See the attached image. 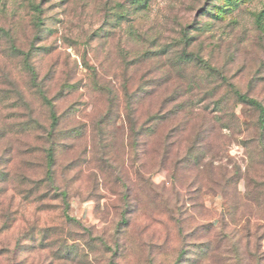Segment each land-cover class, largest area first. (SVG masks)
Returning <instances> with one entry per match:
<instances>
[{"label": "rangeland", "instance_id": "obj_1", "mask_svg": "<svg viewBox=\"0 0 264 264\" xmlns=\"http://www.w3.org/2000/svg\"><path fill=\"white\" fill-rule=\"evenodd\" d=\"M232 86L264 106V0H0V171L22 159L0 192H38L21 176L44 178L53 146L40 209L77 220L42 264H264V116ZM129 108L168 156L134 192L107 171L138 156Z\"/></svg>", "mask_w": 264, "mask_h": 264}, {"label": "trees", "instance_id": "obj_2", "mask_svg": "<svg viewBox=\"0 0 264 264\" xmlns=\"http://www.w3.org/2000/svg\"><path fill=\"white\" fill-rule=\"evenodd\" d=\"M188 46V44H187ZM185 49L184 51L178 54L177 59L178 62L186 60V62H190L192 60V55L188 53ZM197 60L198 62H202L201 58H195L193 61ZM209 68V67H208ZM210 69V68H209ZM211 71V70H210ZM231 92L239 99L241 103H246L257 110L261 111V115L264 116V106L261 102L251 99L248 96L242 94L235 86H232ZM45 103L49 106L50 110V119H51V131L56 128L58 125L59 119L54 110V105L52 101L44 96ZM130 109V117L128 116L129 122V137L130 144L128 145L129 150H134L136 153L138 152V156L136 154L133 160H129L128 163L122 165L120 169V174H118L117 167L113 164H107V171L111 175H115L117 181H122V186L126 189V192L135 191L137 181L142 178L141 176V168L144 167L143 158H147L151 152H153V157L159 159L161 163H165L167 161V153L162 152L159 149H154L151 141L152 135L156 133V127L152 130L151 126L145 127L141 126L139 129L136 124L137 122L132 118V113L134 114V110ZM154 118L151 119L153 121ZM263 121V120H261ZM264 122V121H263ZM45 134L50 135L51 131L45 130ZM147 136L150 137L149 141H144L143 138ZM102 141V139H101ZM126 147V146H125ZM43 152V156L45 158L46 172L44 174V178H38V175L35 174L31 177L24 178V174L22 177V183L24 181H28V179L33 184L34 188L38 191H32L31 194H27L26 191L18 189V184L15 182H11V186H7L3 191L0 192V212L3 214L4 221L0 224V264H25L28 261V256L23 258H18L17 252L20 245H27L29 251L36 250L38 254V261H32L31 264H42L43 259H46L48 256V247L47 244L50 240H59L62 241L67 236L65 235V229L67 227V223L77 221L75 218L71 217L66 208L62 209L61 215L56 218H50L45 214L46 210L40 209V205L44 199L50 198L52 192L56 190L55 188V180L53 175V167L56 163L55 158V149L53 146H49L46 148H41ZM104 152V150H100ZM92 153V151H91ZM9 162H11V170L5 167L3 172L0 171V182L10 180V176L16 177V171H18L21 167L19 164L22 162V159L19 158L18 161L14 156H11ZM104 158V157H103ZM102 158V159H103ZM106 161V160H105ZM8 162V163H9ZM6 164V166L8 165ZM87 163H91L87 161ZM15 166V168H14ZM105 172V171H104ZM106 174V173H105ZM101 178V177H100ZM2 179V180H1ZM19 182L18 180H15ZM102 185H106L105 179L101 178ZM16 184V185H15ZM7 185V184H6ZM7 192H11V195L8 197ZM61 196L65 197V191H61ZM21 197L20 202L15 204V199L17 197ZM125 196L127 194L125 193ZM8 197V198H7ZM35 197V198H34ZM7 200V202H6ZM31 200V201H30ZM64 201L65 207L68 203ZM7 203L6 206H3V203ZM39 203L38 206L35 205L33 210H30L29 203ZM44 211V212H43ZM43 212V213H42ZM16 236V242L13 243L12 237ZM2 236H4L2 238ZM38 246H35L37 245ZM20 263H18L19 261ZM36 262V263H35Z\"/></svg>", "mask_w": 264, "mask_h": 264}]
</instances>
